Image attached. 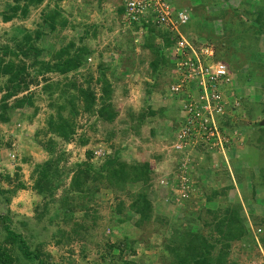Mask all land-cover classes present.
<instances>
[{
  "label": "rangeland",
  "instance_id": "1",
  "mask_svg": "<svg viewBox=\"0 0 264 264\" xmlns=\"http://www.w3.org/2000/svg\"><path fill=\"white\" fill-rule=\"evenodd\" d=\"M168 1L189 15L187 31L180 34L199 51L212 49V60L230 71L224 117L231 118L234 128L225 136L224 150L198 142L184 154L176 152L178 129L186 120L182 108L195 106L196 85L175 67L153 71L154 54L143 44L147 32L139 23L127 25L120 11L125 0H43L28 5L25 17L9 22H3L1 14L12 0H0V46L13 49L23 35L45 33L36 41L38 58L30 54L23 59L28 67L33 60L53 62L56 52L66 46L69 53L64 58L81 47L86 55L77 70L38 75L37 83L8 100L13 105L31 96L32 103L12 109L8 121L0 122V188L5 192L0 194V248L12 247L4 240V227L9 226L30 249H39L46 264H177L183 254L175 255L172 248L184 229L201 231L216 243L214 256L220 251L224 241L216 242L219 234L214 226L202 227V220L197 222L194 216L201 212L209 221L212 214L205 213L207 208L218 219L229 208L251 234L230 242L223 264H264V245L253 236L258 228L259 234L264 233V180L256 178L264 172V16L258 13L264 0ZM52 10H58L59 21L66 23L48 32L43 16ZM159 44L156 38L154 45ZM10 58L17 61L22 56ZM39 67L28 69L31 76ZM99 67L111 86L110 101L117 113L111 123L84 112L76 99L78 113H70L68 99L75 87H85L90 80L100 96ZM4 82L0 77V99ZM179 84L176 92L173 88ZM140 114L144 118L138 123ZM58 115L74 125L69 141L50 127ZM225 118L220 124L226 125ZM87 150L93 152L91 161L97 166L109 156L128 164L148 162L149 186L127 185L116 192L96 181L82 186L91 189L89 197L75 191L70 182ZM50 158L60 159L61 187L52 196H42L32 186L37 166L51 163ZM17 183L24 188H17ZM9 190L16 193H6ZM141 192L151 202L152 217L137 225L138 215L129 206ZM208 196L215 201L209 204ZM12 256L18 258L15 264H28L17 248Z\"/></svg>",
  "mask_w": 264,
  "mask_h": 264
},
{
  "label": "trees",
  "instance_id": "2",
  "mask_svg": "<svg viewBox=\"0 0 264 264\" xmlns=\"http://www.w3.org/2000/svg\"><path fill=\"white\" fill-rule=\"evenodd\" d=\"M42 1L43 0H12V5L7 4V10L2 12L1 20L3 22H9L16 17H25L27 15L26 7L28 5L37 6L42 3ZM21 2H24L22 5L26 6H21ZM123 9L124 8L120 7L121 13H123ZM259 9V16H264V2L259 5ZM18 12H20L21 15H19ZM58 17H60L58 10H52L47 14H44L43 25L45 24L47 26L48 32H54L57 30V27L60 29L61 25H65L66 22L62 20L59 21ZM134 26L138 28V26ZM140 26L147 32V38H145V42L143 43L144 47L150 49L155 57L151 62L153 71L159 69L160 66L174 67V63L172 64V58L169 53L173 49L176 41L180 39V36L177 33H170L168 30H161L152 23L141 22ZM187 27L188 26L186 25L181 27L183 34L187 31ZM44 36V32H37L35 30L33 33L23 35L20 41L15 42V48L13 49L7 45L0 46V77L5 79L2 88L4 94L0 99V122L8 121V112L12 109L22 107L23 103H32L30 99L31 96H24L23 98L16 100L13 105H10L8 100L12 97H16L19 93L26 91L30 84L37 83L36 78L38 75L48 72L65 74L77 70L81 64H83L82 61L86 57L84 48L81 47L74 53V55H69V57L64 58L63 55L69 53V46H66L56 52L53 62L44 60L37 62L33 60L28 67L25 62L26 60L23 59H27L30 54L35 59L38 58L39 50L35 47L36 41ZM156 38H160L161 40V44L157 46L154 45V40ZM189 42L191 43L190 39ZM10 55L16 56V58L18 55H21L22 59L15 61L10 58ZM7 57H9V59H7ZM33 65L40 66L34 74V77L31 76L28 71ZM99 68L100 76L97 78L96 83L100 84V96L96 95L95 89L91 86L90 80L87 81V86L85 87H75L73 85L76 92L68 99V102L71 105L70 113L76 116L78 110L75 107V101H80L83 104L82 110L84 112L93 114L103 122L111 123L114 121L117 113L110 101L111 86L104 76L103 68ZM143 118L144 114H140L137 117L138 123L142 122ZM49 123L53 132L64 141H69L74 136V125L62 116L58 115L56 121L51 120ZM225 124L229 125L230 123L225 122ZM228 127L229 129H232L234 128V125L230 124ZM85 144V141L81 142V145ZM176 152L184 154L181 150H176ZM85 156L86 160L83 163L76 165V171L70 184L71 186H74L75 191H78L77 189H79V191H81L83 195H87V197L90 196L89 193L91 189L89 186H86V188L82 190V186L87 185L88 182L95 183L96 181H99V184L103 185L106 189L116 192L123 191L127 185L140 183L142 186H149L152 170L148 162H143L142 164H128L124 161H120L116 156H109L97 166V164L91 161L93 158V152L91 150H87ZM49 161L51 163L37 166V178L32 186V188L42 196H52L54 195V192L61 187L62 178L60 176L63 171L59 170L62 169V167L58 165L60 159L50 158ZM257 176H259L256 177L259 180L260 177L264 180V172L261 171ZM17 188L23 189L24 186L23 184L17 183ZM2 193L5 192H2V189L0 188V194ZM6 193L14 195L16 192L15 190H9ZM210 198V196L206 198L209 204L211 201H215V199ZM129 207L130 211L138 215L137 225L150 221L152 217V205L145 192L137 194ZM120 211L121 208L118 209V212ZM211 211L213 210L207 208L205 211L207 214H212L209 221L208 218L202 217L201 212H197L194 217L197 219V222L202 220V227H209V229H211V227L214 226V231L219 234L216 242L221 244L222 241H224V245L220 246V251L214 256L212 251L215 249L216 243L209 242L208 237L204 236L201 231L184 229L180 232L177 229L179 233H177V237L174 239L175 246L172 250H176L175 255L177 256L183 254L180 256V259L178 258L180 263L178 262L177 264H223L228 256L227 253L229 252L230 242L242 240L251 234L247 225L240 223L236 218V213L233 209H225V216L218 218L219 220ZM257 230L259 232L253 236H258L260 244L264 245V233L261 235L259 234L261 233V229L258 228ZM4 232V240L9 242L12 247L0 248V264L17 263L18 258L12 256V249L14 248H17L20 256L28 264H46L41 258L39 249H30V246L24 237L20 234L14 233L9 226L4 227Z\"/></svg>",
  "mask_w": 264,
  "mask_h": 264
},
{
  "label": "built area",
  "instance_id": "3",
  "mask_svg": "<svg viewBox=\"0 0 264 264\" xmlns=\"http://www.w3.org/2000/svg\"><path fill=\"white\" fill-rule=\"evenodd\" d=\"M123 13L127 25L152 23L158 28L180 36L170 54L174 58L175 69L178 72L182 71L181 75H184L185 79L190 78L189 80L195 83L197 97L194 100L195 106H192L190 100L188 101L190 104L183 105L186 120L178 129L180 145H176L175 148L184 151L202 142L209 149L216 147L218 150H224V141L227 139L225 136L229 133L227 126L220 124V121L225 118L227 98L224 91L231 78L225 64L212 60V49L204 47L199 51L180 34V27L189 19L187 12L177 11L168 0H125ZM180 87L181 84L173 89L178 92ZM222 154L224 157V151ZM182 196L187 198L188 195Z\"/></svg>",
  "mask_w": 264,
  "mask_h": 264
},
{
  "label": "clouds",
  "instance_id": "4",
  "mask_svg": "<svg viewBox=\"0 0 264 264\" xmlns=\"http://www.w3.org/2000/svg\"><path fill=\"white\" fill-rule=\"evenodd\" d=\"M188 16H189V15H188ZM188 23H189V19H188V22H187L185 25H187ZM185 25H184V26H185ZM182 27H183V26H182ZM180 30H181V27H180L179 31H180ZM180 32H181V31H180ZM190 44H191V43H190ZM191 45H192V44H191ZM227 69H228V68H227ZM228 71H229V69H228ZM229 75H230V78H231L230 71H229ZM225 119H226V122H228V123H230V124L232 123V122H231V118L229 119V117H226ZM230 124H229V125H230ZM229 125L226 124L228 130H230L229 127H228ZM257 232H258V230H257Z\"/></svg>",
  "mask_w": 264,
  "mask_h": 264
},
{
  "label": "water",
  "instance_id": "5",
  "mask_svg": "<svg viewBox=\"0 0 264 264\" xmlns=\"http://www.w3.org/2000/svg\"><path fill=\"white\" fill-rule=\"evenodd\" d=\"M261 125H264V121L261 122Z\"/></svg>",
  "mask_w": 264,
  "mask_h": 264
}]
</instances>
